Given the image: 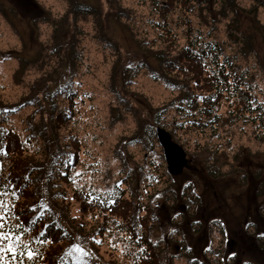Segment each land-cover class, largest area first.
Here are the masks:
<instances>
[{
    "label": "rangeland",
    "instance_id": "1",
    "mask_svg": "<svg viewBox=\"0 0 264 264\" xmlns=\"http://www.w3.org/2000/svg\"><path fill=\"white\" fill-rule=\"evenodd\" d=\"M140 1L0 0V104H19L17 122L36 111L34 117L42 118L47 138L67 152V130L82 142L71 182L94 187L100 195L117 189L114 196L123 194L139 218L145 215L143 205L151 207L149 230L144 228L145 219L137 223L140 244L146 230L149 232V252L155 259L151 264H244L245 257L264 254V199L257 196L259 183L254 178L261 164L243 157L248 152L247 157L261 153L258 160L264 156V128L256 131L251 123L240 125L241 120L231 119L224 104L222 126L207 133L211 137L206 143L202 142L205 137L187 134L174 125L179 121L177 113L169 116L161 107L169 99L174 101L176 93L142 66L137 70L135 63L141 50L137 44L142 35L148 37L141 25L144 9L136 5ZM202 1L209 5L210 13H220L214 22L216 33L229 41L228 45L244 46H236L243 53L233 60L253 65L252 74L258 76L253 86L262 89L264 0H236L237 8H223L225 17L220 12L223 4L226 6L222 0ZM254 4L260 5L254 13H244ZM131 27L138 28L135 35ZM236 48L227 46L225 51L233 55ZM126 62L134 64L131 69L138 73L126 71ZM134 74L138 75L134 78ZM67 88L78 93L74 119L66 123V129L58 128L53 120V128L49 122L52 115L71 109L60 92ZM157 127L166 129L185 150L188 163L178 175L168 174L156 139ZM207 149L219 152L216 157L208 156ZM235 153L241 159L237 165L232 161ZM34 156L41 164L44 155ZM237 166L245 173L244 185L237 187L225 188L221 179L217 182L206 173L220 167L238 172ZM155 168L168 176L166 184L156 183L159 173ZM43 172L49 173L47 169ZM259 177H264V169ZM46 181H34L39 194L46 191L40 188ZM50 191L55 195L61 192L56 188ZM189 195L198 196V203L187 200ZM76 205L72 201L63 208L75 255L90 264H133L136 253L128 250L123 233L116 230L114 222L118 220L111 223L113 228L104 240L90 243V224L79 237L72 234L75 222L69 217L79 215Z\"/></svg>",
    "mask_w": 264,
    "mask_h": 264
},
{
    "label": "trees",
    "instance_id": "2",
    "mask_svg": "<svg viewBox=\"0 0 264 264\" xmlns=\"http://www.w3.org/2000/svg\"><path fill=\"white\" fill-rule=\"evenodd\" d=\"M222 1L226 4L220 9L224 17L226 14L223 8H230L232 11L238 6L236 0ZM203 4L202 0H141L136 3L140 5V9H144L141 25L143 23L144 34L147 33L149 38L142 35L144 38L137 44L141 49L137 52L139 57L134 59L136 65H139L137 70L142 66L146 71H150V74L157 75L163 85L176 93L174 101L169 99L168 103L162 105L161 111L169 116L177 113L179 121H175L174 125L180 126L187 134L194 132L199 134V137H205L202 142L206 143L211 137L207 133L222 126L220 116L222 104L228 109L231 119L241 120L240 125L251 123L256 131L264 128V78L261 80L262 89L253 86L254 80L258 77L252 74L253 65L233 60L243 53L239 49H243L244 46L239 44L232 46L231 43L228 45L229 41L216 33L217 27L214 22L220 13L217 15L210 13L209 5ZM258 6L260 5L254 4L249 10L243 11L254 13ZM249 18L251 19V16ZM130 29L133 35L137 33V27ZM227 36H230L228 30ZM247 38L249 39L248 35ZM227 46L230 49L238 46L239 49L236 48L231 55L225 51ZM128 58L133 57L129 55ZM140 58L144 61H140ZM124 64L127 67L126 71L138 73L131 69L134 64L127 62ZM261 65L264 68V62ZM255 72L257 74L256 69ZM137 75L134 74V78ZM67 90L62 89L60 92L71 109L66 110L64 107L65 111L59 110L56 115H52L53 119H49V122L53 128L56 125L58 128L66 129V123L74 119V104L78 100V93L77 89ZM64 93L67 94L66 97ZM3 104L5 105L0 104V224L3 225V232L12 237L5 242V246L8 243H15L16 239L20 240V244L15 252L0 251V264H90L76 256L75 250H71L73 239L67 234L68 221L63 208L72 201L77 203L75 211L78 210L79 214L69 217L70 222H75L74 231L72 230L74 236L79 237L81 231L90 224L92 234L90 243L104 240L107 231L113 228L111 223L118 220L119 222H114L116 230L123 233L121 238L126 241L128 250L136 253L133 264L154 262L155 259L149 252L152 247L148 239L150 227H147L152 214L151 207L143 205L141 209L145 215L139 218L138 213L133 211V204L122 198L123 194L122 197L114 196L117 189L111 194L100 195L95 192L94 187L78 186L71 182L72 169L79 165L78 153L82 142L70 129L67 130L69 141L67 152L61 145H53L47 138L46 125L43 124L42 118L34 117L36 111L18 118L17 122L15 118L18 115L19 104L10 105L4 101ZM53 120L55 125L52 124ZM218 152L216 149H207L205 154L216 157ZM258 154L261 153L254 152L247 157L248 152L243 157H246L249 163L258 161L261 164L260 169L255 170L257 173L254 174V178L259 183L257 196L264 199V177H259V173L264 169V156H260L258 160ZM34 155L38 157L44 155L41 164ZM233 160L236 165L241 161L236 153ZM237 167L238 172L224 171L220 167L206 173L217 182L221 179V183H225V188L237 187L244 185L245 182L243 168ZM46 169L49 173L43 172ZM154 170L157 171V168ZM246 172L249 173L247 169ZM155 174L151 175L152 178ZM166 177L168 176L159 173L156 183L166 184ZM40 178L47 180L44 186L40 187L46 189L41 190V194L37 192L34 182ZM54 188L61 192L57 195L51 193L50 190ZM224 190L223 192H226V189ZM249 196L247 194L246 199ZM188 198L190 202L199 201L198 196L192 198L189 195L187 200ZM58 219L65 223L61 224ZM144 219V228L148 230L143 238L144 242L140 244L137 223ZM261 242L264 244V239ZM26 250L33 253L31 258L25 254ZM146 253L147 255L150 253L148 258ZM263 255L250 259L245 257L244 264H264Z\"/></svg>",
    "mask_w": 264,
    "mask_h": 264
},
{
    "label": "water",
    "instance_id": "3",
    "mask_svg": "<svg viewBox=\"0 0 264 264\" xmlns=\"http://www.w3.org/2000/svg\"><path fill=\"white\" fill-rule=\"evenodd\" d=\"M156 136L163 148L168 171L173 175L179 174L186 164L185 152L177 143L171 140L170 135L164 129L158 128Z\"/></svg>",
    "mask_w": 264,
    "mask_h": 264
},
{
    "label": "snow or ice",
    "instance_id": "4",
    "mask_svg": "<svg viewBox=\"0 0 264 264\" xmlns=\"http://www.w3.org/2000/svg\"><path fill=\"white\" fill-rule=\"evenodd\" d=\"M12 237L10 234L3 232V225L0 224V251H6V252H15L17 250V246L20 244V240L16 239L15 243H8L7 246H5V242ZM27 249V245L24 246ZM77 251H82V249L77 248ZM25 254L31 258L33 253L30 250H26Z\"/></svg>",
    "mask_w": 264,
    "mask_h": 264
}]
</instances>
